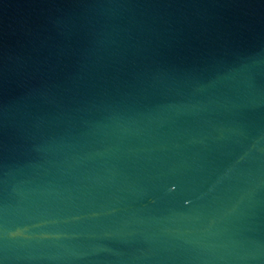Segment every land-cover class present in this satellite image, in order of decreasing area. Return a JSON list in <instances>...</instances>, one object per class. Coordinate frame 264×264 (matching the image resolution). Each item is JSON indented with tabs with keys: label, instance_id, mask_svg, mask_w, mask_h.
Segmentation results:
<instances>
[{
	"label": "water",
	"instance_id": "95a60500",
	"mask_svg": "<svg viewBox=\"0 0 264 264\" xmlns=\"http://www.w3.org/2000/svg\"><path fill=\"white\" fill-rule=\"evenodd\" d=\"M0 264H264V0H0Z\"/></svg>",
	"mask_w": 264,
	"mask_h": 264
}]
</instances>
